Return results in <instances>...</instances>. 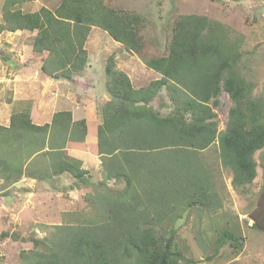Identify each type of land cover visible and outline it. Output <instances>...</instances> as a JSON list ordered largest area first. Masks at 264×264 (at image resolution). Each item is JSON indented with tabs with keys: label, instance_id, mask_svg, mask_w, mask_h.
Instances as JSON below:
<instances>
[{
	"label": "trees",
	"instance_id": "16d2710c",
	"mask_svg": "<svg viewBox=\"0 0 264 264\" xmlns=\"http://www.w3.org/2000/svg\"><path fill=\"white\" fill-rule=\"evenodd\" d=\"M26 1L3 0L0 33L36 32L32 50L42 56L40 75L45 79L72 81L85 70L92 27L126 51L142 54L144 19L132 11L113 9L105 0H61L54 9L29 13L16 8ZM241 46L242 39L219 23L184 16L173 24L167 53L143 60L160 76L146 87L135 89L109 57V98L100 110L97 153L105 180L122 182L124 188L96 192L89 199L90 214L57 227L50 239L33 240L41 249L22 252V259L27 264L187 262L174 241L178 210L220 206L198 153L217 140L221 165L231 172L235 190L257 177L256 155L264 149V90L261 97H252L254 85L240 68ZM162 88L173 106L165 117L150 106ZM222 92L232 107L225 129L218 132L214 108ZM85 136V121H73L69 111L55 113L42 126L32 123L28 110L13 113L9 126H0V174L13 184L22 176L37 177L29 172L33 157H49L52 174L66 172L83 182L81 162L67 157L65 147ZM251 219L264 232L259 219ZM238 241L236 232L221 231L215 249L228 243L240 248Z\"/></svg>",
	"mask_w": 264,
	"mask_h": 264
},
{
	"label": "rangeland",
	"instance_id": "374dc122",
	"mask_svg": "<svg viewBox=\"0 0 264 264\" xmlns=\"http://www.w3.org/2000/svg\"><path fill=\"white\" fill-rule=\"evenodd\" d=\"M60 2L61 0H27L18 4L16 8L29 13L41 7L54 9ZM2 3L3 0H0V22ZM105 3L113 9L132 11L144 19L142 54L126 51L106 32L92 27L85 43L88 53L87 68L67 88L62 86L61 89H56L51 83L46 82L47 79L42 78L44 81L41 86L34 82L30 86L24 83V86H20L22 89L14 91L20 84L18 79L11 82L0 80V122L13 113L28 110L38 102V105L44 102L45 110L49 112L53 108L58 109L59 104L55 95L58 91L63 93L65 89V92L71 91L66 104L68 107L74 106V112L77 113L79 108L82 109L92 103V111H88L84 117L88 119L90 126L95 128L102 118L101 107L109 98L105 89L107 59L113 58L117 70H121L122 67L126 70L131 68L129 79L135 89L146 87L160 76L146 68L143 60L167 53L173 24L184 16L200 17L219 23L233 36L240 37L242 39L240 68L245 79L254 85L252 97L263 95L264 0H105ZM19 39L25 44L32 41L30 34L27 33L19 36ZM12 53L14 59L18 57L17 51ZM2 55L0 51L1 59ZM17 59L15 60L17 67H21L26 61L24 58ZM16 66L10 70L17 71ZM150 106L161 117L173 111L170 98L163 88ZM231 107L232 101L228 94L222 92L214 108L218 132L225 129ZM37 157H33L36 160L30 165L29 172L35 171L37 176L45 175L43 179L52 176L50 158ZM198 157L210 176L211 189L217 194L220 206L213 210L202 207H192L187 211L178 210L180 219L175 224L174 241L187 261L181 264H264V232L254 227V221L251 219L257 217L259 223L264 225L262 194L264 171L261 169L264 149L256 155L258 172L255 181L242 190L233 189L232 174L222 167L219 159L217 140L207 149L200 151ZM88 172L84 175L83 182L73 179L67 173L68 176L63 179L64 184L52 179L48 188L40 187L38 190L36 187L31 188V185L18 182L19 180L13 185L11 180L0 174L2 264H27L21 253L41 249L34 246L33 240L50 239L57 231V227L64 224L74 225L81 218L79 214H90L92 206L89 199L96 192L105 189L118 191L124 188L122 182L105 180L106 171L102 164H98L94 175ZM68 179H71V182ZM224 230L236 232L240 248L228 243L215 249L219 233Z\"/></svg>",
	"mask_w": 264,
	"mask_h": 264
},
{
	"label": "crops",
	"instance_id": "0c3cea01",
	"mask_svg": "<svg viewBox=\"0 0 264 264\" xmlns=\"http://www.w3.org/2000/svg\"><path fill=\"white\" fill-rule=\"evenodd\" d=\"M16 33L19 35H15ZM26 33L30 34L32 41L30 43L28 42L25 44L23 41L19 39V36H22V34H26ZM35 35H36V32H29V31H15V32L4 31L0 33V51L3 53L2 55L3 59L0 58V62H1L0 63V80L11 82L15 79H18L20 84L16 86L17 88L14 91H16L18 88L22 89V87L20 86H24L23 85L24 83H28L29 86L34 83H36L38 86L39 85L41 86L43 83L42 81H44L42 79L43 77L40 75V68L42 65V56L40 54H35L32 50V42H33V38L35 37ZM14 51H17V55L20 58V60L21 58L22 59L24 58L26 60L25 63L21 65V67H17L15 64L16 62L15 60H18L17 59L18 57H16L15 59L13 58L12 52ZM15 66L17 67L18 72L10 70V69H13ZM130 69L131 68H127L126 70L124 67H122L120 71L124 72L125 74H127L129 78H131ZM79 76H76V77H79ZM76 77H74L72 81L52 80V79L46 78L47 79L46 82L51 83L54 87H56V89H61L62 86H65V88H67L68 85H70L72 82L75 81ZM70 92L69 91L65 92V89L63 90V93H60L58 91V93L55 95L57 96V102L59 104L58 109L53 108L52 111L50 112L45 110L46 105L44 102H42V104H39V105H38L39 102L37 104L35 103V105L28 108V111L30 112V118L33 124L42 126L45 124H50L52 117L55 113L60 112V111H69L71 112L73 121L84 120L86 124V136L84 138V141L67 143L65 147V155L69 158L80 161L82 169H84L86 172L89 171L90 175H94V172L97 171L98 164H102L101 157L97 153V128L99 125H101L102 118L99 121V123L95 125V128H92L89 124L88 119L84 117V114L87 115L88 111L90 112L92 111L93 109V107L91 106L92 103H90L89 106L83 107L82 109L77 108L78 112L76 113L73 110L74 106L68 107L66 104L67 103L66 100L69 99ZM14 93L17 94L19 92H14ZM10 116L6 120H2V122H0V126L8 127L10 123ZM38 176L31 177V178L22 176L18 182H21L22 184L25 183V184L31 185V188L36 187L35 189L38 190V188L40 187L48 188L49 184L51 183L50 180L52 179L55 181L59 180L60 183H63V179H65L68 176V174L66 172L58 174V175L53 174L52 176L50 175L47 176L45 179H43L44 177L38 178ZM68 181L71 182V179H68ZM18 182L14 184H17ZM66 184L67 182L65 183V185ZM35 189H31V190L34 191Z\"/></svg>",
	"mask_w": 264,
	"mask_h": 264
}]
</instances>
